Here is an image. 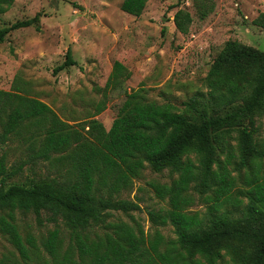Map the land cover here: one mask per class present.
Instances as JSON below:
<instances>
[{
    "label": "trees",
    "instance_id": "trees-1",
    "mask_svg": "<svg viewBox=\"0 0 264 264\" xmlns=\"http://www.w3.org/2000/svg\"><path fill=\"white\" fill-rule=\"evenodd\" d=\"M14 1L0 0V14ZM147 2L123 0L121 9L140 17ZM40 17L1 28L0 44L14 31L39 30ZM191 23L188 12L175 13L174 24L181 33L187 34ZM255 23L264 27V18ZM75 65L68 49L54 73ZM129 77L126 67L115 61L105 91L124 88ZM205 86L206 94L183 103L185 111L149 100L144 89L126 92L109 130L96 119L73 126L21 88L0 89V142L15 138L27 153V159L10 170L6 154L0 159V234L21 260L28 263L32 257L41 258L42 252L35 235L21 233L17 215L32 213L43 225L42 214L48 213L47 221L56 228L41 245L53 264H264V141L259 121L264 117V52L228 41L212 62ZM105 107V102L98 105L97 113ZM232 138L236 148L229 144ZM221 154H226L225 160ZM52 160L68 167L67 176L9 184L25 165ZM145 169L179 176L171 184H150L157 198L168 204L166 209L150 210V221L156 227L171 225L173 240L166 241L158 230L151 237L138 226L108 221L112 212L131 216L141 210L138 202L116 195ZM238 178L248 187V202L242 217L233 218L222 209L234 200L239 203L232 198ZM191 184L200 194L212 191L206 197L212 205L205 218L189 211ZM60 222L70 230L66 249ZM99 227L107 231L91 237ZM0 264L22 263L5 257Z\"/></svg>",
    "mask_w": 264,
    "mask_h": 264
},
{
    "label": "rangeland",
    "instance_id": "rangeland-1",
    "mask_svg": "<svg viewBox=\"0 0 264 264\" xmlns=\"http://www.w3.org/2000/svg\"><path fill=\"white\" fill-rule=\"evenodd\" d=\"M122 2L15 0L10 9L0 14V29L37 14L41 15L40 29L29 27L14 31L0 44V89L21 88L23 93L46 103L73 126L96 119L109 130L126 99V92L144 89L149 100L171 103L179 111H185L184 102L199 93L206 94L207 74L228 41H238L264 52V27L255 23L264 18V0H148L140 17L122 11ZM180 9L192 18L187 34L181 33L174 24V15ZM68 49L77 65L55 74V68L64 63ZM115 61L126 67L130 77L124 88L107 92L106 82ZM104 102L105 109L97 113V106ZM259 121L262 124L260 140L264 141V117ZM229 144L236 148L235 139H230ZM3 154H6L9 170L27 159L25 146L15 138L0 142V159ZM234 154V162H237L238 153ZM225 155L221 154V160H225ZM191 159L197 164L194 156ZM67 168L54 160L34 167L27 164L8 182L30 184L34 179H60L67 176ZM230 168L233 169V165ZM233 175L238 173L233 172ZM178 177L168 170L155 173L145 169L128 189L116 195L138 202L141 210L132 212L131 216L112 212L108 221L138 226L151 237L158 230L166 241L175 239L173 227L154 226L148 212L168 208L167 202L157 198L150 184H171ZM194 186L191 184L188 190L193 198L189 211L205 218L212 205L206 197L211 196L212 191L200 194ZM247 189L238 178L232 198L239 203L234 200L224 205L222 211L233 218L242 217L248 202ZM48 216L43 213V225H39L32 213L17 215L21 233L36 236L41 258L32 257L28 263L23 262L1 234L0 258L16 257L22 264H53L41 245L49 231L56 228L53 222L47 221ZM59 229L66 249L70 244V230L62 222ZM106 231L102 227L95 228L91 237L103 236Z\"/></svg>",
    "mask_w": 264,
    "mask_h": 264
}]
</instances>
